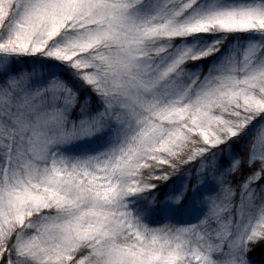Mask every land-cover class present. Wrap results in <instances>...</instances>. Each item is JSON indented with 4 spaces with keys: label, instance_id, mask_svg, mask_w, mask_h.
<instances>
[{
    "label": "snow or ice",
    "instance_id": "1",
    "mask_svg": "<svg viewBox=\"0 0 264 264\" xmlns=\"http://www.w3.org/2000/svg\"><path fill=\"white\" fill-rule=\"evenodd\" d=\"M261 245L264 0H0V264Z\"/></svg>",
    "mask_w": 264,
    "mask_h": 264
},
{
    "label": "rangeland",
    "instance_id": "2",
    "mask_svg": "<svg viewBox=\"0 0 264 264\" xmlns=\"http://www.w3.org/2000/svg\"><path fill=\"white\" fill-rule=\"evenodd\" d=\"M182 180H183V176L178 174L176 176L170 177L169 180L166 181L165 185L162 187L165 191H167L168 186H175L178 190L181 183H182ZM186 203H187V199L181 200L180 204L176 206L177 207V216L180 218H183V216H184L183 205H185Z\"/></svg>",
    "mask_w": 264,
    "mask_h": 264
},
{
    "label": "trees",
    "instance_id": "3",
    "mask_svg": "<svg viewBox=\"0 0 264 264\" xmlns=\"http://www.w3.org/2000/svg\"><path fill=\"white\" fill-rule=\"evenodd\" d=\"M250 257L253 261V264H264V245L257 246L250 254Z\"/></svg>",
    "mask_w": 264,
    "mask_h": 264
}]
</instances>
